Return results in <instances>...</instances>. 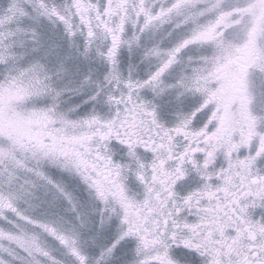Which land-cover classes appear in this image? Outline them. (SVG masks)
Masks as SVG:
<instances>
[{"label": "snow or ice", "instance_id": "obj_1", "mask_svg": "<svg viewBox=\"0 0 264 264\" xmlns=\"http://www.w3.org/2000/svg\"><path fill=\"white\" fill-rule=\"evenodd\" d=\"M206 7L4 8L29 27L17 62L25 71L17 79L0 51V79L20 85L14 102L41 132L9 150L0 144V264H264V51L230 64L228 105L218 78L227 57L209 60L250 18L234 51L259 49L264 0L222 5L228 15L200 27Z\"/></svg>", "mask_w": 264, "mask_h": 264}, {"label": "rangeland", "instance_id": "obj_2", "mask_svg": "<svg viewBox=\"0 0 264 264\" xmlns=\"http://www.w3.org/2000/svg\"><path fill=\"white\" fill-rule=\"evenodd\" d=\"M10 2L20 5L22 3V0H0V51H3L5 53L4 59L9 61V65H8L9 70L11 71L14 69L16 72V78L19 79L20 72L25 70L18 68L17 62L19 60L20 53L24 51V49L21 47V44L25 38L24 34L27 31L29 25H27L26 23L22 24L21 23L22 17L19 15L14 17H8L4 14L3 10ZM205 3L208 5V7L202 9L201 11L211 12L212 14L207 15L202 21H200L199 24L200 27H207L210 24L216 23L218 20H220L221 15L226 17L228 14L224 12V9L221 7L222 5L226 6L228 4H244L246 3V0H205ZM213 8L215 10H213ZM198 14L199 13L197 11H194L192 13V17H196L198 16ZM222 22L224 23L225 27H229L230 24H234L237 21L225 20ZM252 23L253 21L250 18L249 20H246L244 24L241 25L239 28L230 31L228 36H231L232 39H229L228 36L222 37L223 45L220 47L217 46L212 47V56L209 57V60H212L214 57L221 55L226 56L227 58L231 56L234 52V49L236 48V45L243 44V42L245 41L248 34V30L252 25ZM251 50L255 52V55L258 50L264 51V40L261 41L259 49L252 47ZM186 55H191L192 57H196L199 55V50L189 49L188 52H186ZM203 67L205 66L204 65L197 66V68L200 71L203 70ZM191 78H192V74H189L186 77V79L188 80H191ZM31 84L32 81L30 78L25 79L23 88L28 89L31 87ZM11 91H17L22 93V89L20 85L12 87L11 80L8 77H5L4 79H0V95L7 96L8 94H11L10 93ZM226 119L230 120L231 117L226 116ZM10 148L11 147L5 148V150H9ZM22 155L23 154L21 153V156Z\"/></svg>", "mask_w": 264, "mask_h": 264}, {"label": "flooded vegetation", "instance_id": "obj_3", "mask_svg": "<svg viewBox=\"0 0 264 264\" xmlns=\"http://www.w3.org/2000/svg\"><path fill=\"white\" fill-rule=\"evenodd\" d=\"M221 32H223V29H221ZM251 48L243 47L239 48L238 51H234L218 69V78L223 82V86L219 89V95L225 105H228L236 91V70L230 64L233 62L244 64L251 60L255 55ZM10 93L7 96L0 95V137H4L6 140V142L0 141V144L4 148L11 147L15 141L22 138L35 137L41 132L38 124L35 122L30 123L26 117V113L30 109L22 103L14 102V98L22 93L17 91H11ZM261 211H264V209H257V212Z\"/></svg>", "mask_w": 264, "mask_h": 264}]
</instances>
